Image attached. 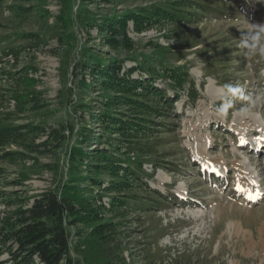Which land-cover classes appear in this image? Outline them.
<instances>
[{"label": "rangeland", "instance_id": "1", "mask_svg": "<svg viewBox=\"0 0 264 264\" xmlns=\"http://www.w3.org/2000/svg\"><path fill=\"white\" fill-rule=\"evenodd\" d=\"M164 1L72 0L69 28L60 18L61 0L1 3L0 119L9 115L10 122L38 128L0 145V225L16 221L20 208L59 187L71 173L96 175L94 154L111 148L142 163L143 178L129 194L141 200L131 198L119 207L111 202L115 191L103 194L102 219L115 227L108 243L94 241L86 225L70 228L73 255L81 264H264V0H202L223 11L142 32L130 22L131 46L109 44L111 31L101 26L103 19ZM93 54L125 58L128 68L154 56L169 66L186 65L200 97L191 103L185 86L170 114L154 117V135L126 143L119 134L106 132L96 116L109 90L90 69ZM27 75L37 78L31 88L39 104L21 108L12 95ZM141 76L147 74L138 69L132 75ZM156 85L170 96L176 91L169 80L158 78ZM75 146L90 153L72 171ZM101 178L104 186L112 179L108 170ZM93 184H84L93 188L86 195L103 191ZM154 194L164 202L149 204ZM236 222L254 235L238 233L231 227ZM7 257L0 255V261Z\"/></svg>", "mask_w": 264, "mask_h": 264}, {"label": "trees", "instance_id": "2", "mask_svg": "<svg viewBox=\"0 0 264 264\" xmlns=\"http://www.w3.org/2000/svg\"><path fill=\"white\" fill-rule=\"evenodd\" d=\"M3 1L0 0V5ZM61 1L64 7L60 18L65 27L69 28L74 23L70 15L72 0ZM219 6L202 0L153 2L106 17L101 26H107L106 28L111 31L110 45L131 46L132 38L128 35L130 22L133 23L136 32H142L163 22L183 25L196 22L200 15L222 10ZM68 38L71 39L72 36ZM13 51L14 49H10L8 52ZM153 58L156 57L142 58L137 60V65L128 68L125 65L126 59L117 55L111 56L109 60L96 54L90 56L95 64L90 66V69L97 74L96 81H100L104 88L109 90L100 102L96 116H99L104 123L106 132L119 134L117 136H121L126 143L141 142L142 139L139 137L154 135L153 131L157 125L154 117L170 114V109L175 107L176 101L180 98L179 91L185 86H189L188 95L191 103L196 102L200 97L196 82L191 79L186 65L169 66L165 62H155ZM83 64L89 67L87 63ZM137 69L145 72L147 76L132 77ZM158 78L169 80V84L176 90L174 91L176 97L170 96L166 88L156 85ZM36 83L37 78L34 76H25L22 89L20 87L19 91L12 95L18 106L23 108L26 103H32L33 106L39 104L38 93L31 88ZM122 107H128L129 111L119 109ZM4 117L0 119V145L16 141V137L21 134L34 132L38 128L34 124L10 122L6 119L9 115ZM89 130L81 133L82 140L89 136ZM49 137L57 138L58 134L49 133ZM106 141L110 146L116 145L114 141ZM89 153L82 146L71 149L72 171L77 168L78 162L88 157ZM12 154L10 151L6 152L7 157H12ZM19 154L25 158V153ZM124 154L113 152L111 148L97 151L94 154L97 163H92V171L96 175L87 178V175L71 173L59 187L44 190L33 197L30 206L20 208L16 221L8 220L1 224L0 255L7 253L8 257L5 261H0V264L3 262L8 264H81V261L73 255L71 244L70 228L77 224L91 228L94 241L101 240L108 243L115 233V227L111 221L102 219L104 215L99 202H102L103 194L106 191H115L116 194L112 195L111 202L112 205L119 207H126L131 198L136 202L141 200V197H132L129 194L132 190L131 186L143 178L145 172L142 169V163L126 159ZM105 170H108L112 177L108 186H104V183L100 185L101 173ZM88 180H92L93 186H100L103 191L97 192L96 195H86L87 190L93 189L85 187L84 184ZM161 198L154 194L149 204L164 202ZM107 262L106 264H110V261Z\"/></svg>", "mask_w": 264, "mask_h": 264}, {"label": "bare ground", "instance_id": "3", "mask_svg": "<svg viewBox=\"0 0 264 264\" xmlns=\"http://www.w3.org/2000/svg\"><path fill=\"white\" fill-rule=\"evenodd\" d=\"M216 168L219 169L218 166ZM218 172H220V171H218ZM195 216H198V215H195ZM263 226H264V224H263ZM231 227H234V229L237 230L238 233L245 232V230L243 229L242 224L240 222L232 223ZM262 229H264V227ZM250 232L251 231L247 230L245 233L249 234ZM252 235H254V234L252 233ZM262 242L264 244V230H263V241Z\"/></svg>", "mask_w": 264, "mask_h": 264}, {"label": "clouds", "instance_id": "4", "mask_svg": "<svg viewBox=\"0 0 264 264\" xmlns=\"http://www.w3.org/2000/svg\"><path fill=\"white\" fill-rule=\"evenodd\" d=\"M260 31H262V32H264V28H261V30ZM247 41H245V43H246ZM262 52H264V47H261V49H260Z\"/></svg>", "mask_w": 264, "mask_h": 264}]
</instances>
